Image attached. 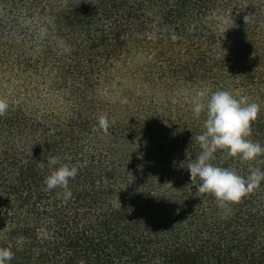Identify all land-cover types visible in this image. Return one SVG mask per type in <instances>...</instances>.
Wrapping results in <instances>:
<instances>
[{"label":"trees","instance_id":"obj_1","mask_svg":"<svg viewBox=\"0 0 264 264\" xmlns=\"http://www.w3.org/2000/svg\"><path fill=\"white\" fill-rule=\"evenodd\" d=\"M217 90L259 105L264 145V0H0L10 264H264V181L221 209L186 168L196 93ZM50 156L78 169L68 199L45 190ZM211 163L247 175L264 154Z\"/></svg>","mask_w":264,"mask_h":264},{"label":"clouds","instance_id":"obj_2","mask_svg":"<svg viewBox=\"0 0 264 264\" xmlns=\"http://www.w3.org/2000/svg\"><path fill=\"white\" fill-rule=\"evenodd\" d=\"M7 109V100L0 99V115ZM258 111L257 103L247 102L243 96L237 98L226 90L211 92L206 98L204 92L196 93L192 112L197 118L204 112L206 117L203 132L195 137L201 150L186 168L189 179L199 181L198 191L211 194L218 208L238 202L264 181V170L259 168L250 167L247 175H241L234 169L211 163L217 150L226 152L229 157H238L241 162L253 161L264 154V145L248 139L250 124ZM98 123L101 131L107 130L109 121L106 118H100ZM47 164L48 174L43 179L45 190L62 189L63 198L68 199L71 196L69 181L76 177L77 167L60 163L56 156H50ZM12 257L9 247L0 248V264H10Z\"/></svg>","mask_w":264,"mask_h":264}]
</instances>
